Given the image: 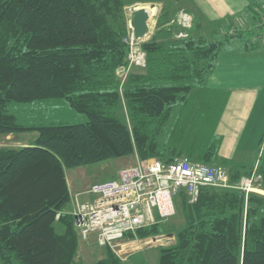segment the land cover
<instances>
[{
  "label": "trees",
  "instance_id": "16d2710c",
  "mask_svg": "<svg viewBox=\"0 0 264 264\" xmlns=\"http://www.w3.org/2000/svg\"><path fill=\"white\" fill-rule=\"evenodd\" d=\"M127 5L0 0V136L37 134L33 143L0 148V264H79L65 170L132 154L164 164L184 156L228 174L226 187L202 188L193 203L184 194L176 198L183 223L173 232L175 243L158 249L156 264H264V196L236 187L254 173L260 179L254 187L264 191V134L250 138L257 151L251 165L221 157L217 96L227 91L214 90L215 97L204 88L229 39L153 36L139 45L145 67L121 83ZM249 12L255 22L254 8ZM51 99H65L87 122L27 127L7 109ZM122 106L126 117L117 113ZM166 126L172 129L160 144ZM161 232L167 229L157 224L138 236ZM93 264L121 262L107 251Z\"/></svg>",
  "mask_w": 264,
  "mask_h": 264
},
{
  "label": "rangeland",
  "instance_id": "374dc122",
  "mask_svg": "<svg viewBox=\"0 0 264 264\" xmlns=\"http://www.w3.org/2000/svg\"><path fill=\"white\" fill-rule=\"evenodd\" d=\"M129 5L124 7V18L126 22V35L129 47L130 58L127 56L128 65L122 67L117 71V76L121 79V83L124 82L126 76L131 70H142L145 67H138L135 65V61L138 59V54L143 53L139 45L149 41L153 36L157 40L161 39H186L187 37H203L205 40L214 42H223L225 39H229V42L225 44L222 49L224 54L253 52L252 49L257 46L255 39L260 40L262 36H257L258 33L263 35L261 30L257 28L258 16L253 12L256 17L254 22L251 18L249 8L256 0H126ZM146 3H143V2ZM150 1V2H147ZM197 1V2H196ZM202 3L205 10L197 8L199 2ZM138 2V3H136ZM193 2V3H191ZM195 2V3H194ZM264 2L260 3L255 9L260 8ZM243 6L247 7L245 12L242 13ZM143 8L150 14L147 26V34L137 41L132 38V28L130 27V21L132 19V13L134 10ZM215 14L224 13L225 10H229L227 17L218 18ZM190 11L194 15H189L184 12H178L179 10ZM236 13V14H234ZM157 24L161 26H157ZM171 29L170 32H164L162 29ZM237 35H239L237 37ZM234 36L233 39L230 37ZM259 47L264 48V37L261 38ZM247 44V45H245ZM252 45V48L248 45ZM254 47V48H253ZM144 54V53H143ZM145 56V54H144ZM218 61V60H217ZM217 63V62H216ZM216 66V64H215ZM215 70V68H214ZM214 72V71H213ZM205 84V83H204ZM205 88V87H204ZM211 93L216 97L214 90ZM202 88H197L196 96L198 99L201 95ZM223 91V90H222ZM203 92V91H202ZM218 102L223 103L220 105L221 110L219 114L223 113L224 102L229 99L228 92L218 93ZM202 98V97H201ZM214 100V97H211ZM212 103H209V105ZM226 104V103H225ZM123 105V104H122ZM123 107V106H122ZM216 107V106H215ZM8 112L17 118L18 123L21 125L30 126H59V125H76L87 122L85 115L80 114L72 110L65 99H51L46 101H37L32 104L22 105L16 103H9L7 106ZM124 107L118 110L117 113L121 117H126ZM218 114V115H219ZM217 115V118H218ZM220 117V116H219ZM219 123V119H216V126ZM165 131L160 136V144L165 138L166 133H170L172 128L166 126ZM253 133L254 131H250ZM179 133V132H178ZM215 135L216 131H214ZM264 134V122H261V126L257 130V135ZM218 136V135H217ZM37 134L35 132L11 134L8 136H0V148H19L23 145L33 143ZM240 138H233L235 141H240ZM191 141V140H190ZM250 142V138L246 139V143ZM222 146V144H221ZM219 148V152L221 149ZM222 148H225L222 147ZM220 154V153H219ZM231 158H234V154H231ZM257 156L256 147L253 145V151L250 153L243 152L242 154L236 153V160L251 165ZM179 156L175 158H181ZM174 158V159H175ZM155 159V158H149ZM148 160V158L146 159ZM140 159L135 155H129L117 159L107 160L98 164L80 166L65 170V179L70 195V204L66 209V213L70 214L74 209L75 201L85 202L88 197L84 194L92 185L104 183L110 180H114L120 170L128 168L136 164ZM142 161V160H141ZM145 161V160H144ZM223 168V167H222ZM225 169V168H224ZM226 170V169H225ZM254 173H251L248 177H243L236 184V187L241 186L245 180H252L253 184H257L259 176L254 177ZM254 191H245V193L252 192L264 196V191L253 188ZM183 223L182 218L175 213L170 219L160 222V225L167 229V232H161L158 235H148L145 237L138 236V233L131 236L133 238H127L121 241V245H118L112 249L101 248L97 246L94 239L91 237L86 241L81 240L78 235V247L76 254V262L79 264H93L100 260H103L107 251H110L121 264H156L158 258V249L171 246L175 243L173 232L176 228ZM159 225V224H158ZM74 227V225H73ZM75 228V227H74ZM75 230V229H74ZM76 232V230H75ZM77 234V233H76ZM156 240H159L158 242ZM168 240H170L168 242Z\"/></svg>",
  "mask_w": 264,
  "mask_h": 264
},
{
  "label": "built area",
  "instance_id": "2783aa9c",
  "mask_svg": "<svg viewBox=\"0 0 264 264\" xmlns=\"http://www.w3.org/2000/svg\"><path fill=\"white\" fill-rule=\"evenodd\" d=\"M254 11L258 16L257 28L263 32L257 36L264 37V3ZM144 64V54H138L135 65ZM227 182L224 168L186 157L175 158L168 164L157 159L140 160L120 170L116 179L92 185L84 193L87 201H72L74 229L81 240L92 237L97 246L112 249L121 245V241L133 238L138 231L173 217L175 200L180 194L193 203L202 188L226 187ZM239 188L254 191L255 187L248 179Z\"/></svg>",
  "mask_w": 264,
  "mask_h": 264
},
{
  "label": "crops",
  "instance_id": "0c3cea01",
  "mask_svg": "<svg viewBox=\"0 0 264 264\" xmlns=\"http://www.w3.org/2000/svg\"><path fill=\"white\" fill-rule=\"evenodd\" d=\"M263 1L256 0L251 7L254 8ZM198 2L200 7L197 6V8L205 10L202 3ZM246 8L243 6L242 13ZM178 12L194 15L184 9ZM211 12H213L212 9ZM228 13L230 14L229 10L218 15L213 12L218 17L216 20L227 17ZM254 41L257 46L252 49L253 52L244 50L243 53L230 55L221 52L214 72L204 84L206 89L229 91V99L215 130L216 134L223 138L219 152L223 158L236 159V153L252 152V145L250 142L247 144L246 139L259 136L257 130L261 126V122H264V48L259 47L261 39ZM252 130L253 133L250 132ZM235 137H241L240 141L233 140ZM224 146L225 148H222ZM231 154H234V158H231Z\"/></svg>",
  "mask_w": 264,
  "mask_h": 264
},
{
  "label": "water",
  "instance_id": "95a60500",
  "mask_svg": "<svg viewBox=\"0 0 264 264\" xmlns=\"http://www.w3.org/2000/svg\"><path fill=\"white\" fill-rule=\"evenodd\" d=\"M149 15L143 8H139L133 11L131 28L133 31V37L136 40L142 39L148 32L147 22Z\"/></svg>",
  "mask_w": 264,
  "mask_h": 264
},
{
  "label": "bare ground",
  "instance_id": "6f19581e",
  "mask_svg": "<svg viewBox=\"0 0 264 264\" xmlns=\"http://www.w3.org/2000/svg\"><path fill=\"white\" fill-rule=\"evenodd\" d=\"M147 11V10H146ZM147 13H148V15H150V14H152V12H149V11H147ZM150 17V16H149ZM132 20V19H131ZM117 178V177H116ZM115 178V179H116ZM71 216L73 217V221H74V215H73V210L71 211ZM168 219H170V218H168ZM168 219H166V220H168ZM166 220H163V221H166ZM163 221H161V222H163ZM158 224H160V223H158ZM157 225V224H156ZM150 227H152V226H150ZM150 227H147V228H150ZM146 228V229H147ZM170 240H168V242H169ZM103 248H108V247H103ZM110 249V248H109Z\"/></svg>",
  "mask_w": 264,
  "mask_h": 264
}]
</instances>
